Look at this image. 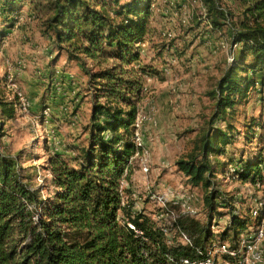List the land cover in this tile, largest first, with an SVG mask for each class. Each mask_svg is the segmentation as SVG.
<instances>
[{
    "label": "trees",
    "instance_id": "obj_1",
    "mask_svg": "<svg viewBox=\"0 0 264 264\" xmlns=\"http://www.w3.org/2000/svg\"><path fill=\"white\" fill-rule=\"evenodd\" d=\"M200 1L210 29L220 31L223 24H230L235 44L232 61L207 92L209 115L203 116L190 150L175 163L187 183L204 188L207 217L201 223L187 211L178 214L171 226L161 227L134 210L130 190L136 158L142 155L135 142V119L145 77L158 76L149 64L140 63L138 48L151 35L152 0H0V38L18 21L23 3L28 4L55 52L48 63L51 78L61 56L82 70L85 59L95 66L114 60L87 72L93 90L87 143L73 163L57 153L48 157L52 195H40L31 174L24 173L19 155L0 152V264H178L184 258L204 259L213 244L228 239L231 247L236 246L252 221L249 214H238L232 197L215 187L211 156L224 153L229 143L236 105L250 89L264 86L256 78L264 72V0H240L239 16L232 22L222 0ZM188 2L192 24L198 27L203 22L207 27L200 7ZM2 83L3 76L0 133L2 124L16 113ZM218 121L225 126H217ZM248 126L244 138L251 142L259 125ZM263 162L257 152L219 170L227 175L229 165H235L237 181L262 184ZM222 208L229 219L224 229L214 231ZM166 231L173 232L170 239ZM182 233L190 242L180 240Z\"/></svg>",
    "mask_w": 264,
    "mask_h": 264
},
{
    "label": "rangeland",
    "instance_id": "obj_2",
    "mask_svg": "<svg viewBox=\"0 0 264 264\" xmlns=\"http://www.w3.org/2000/svg\"><path fill=\"white\" fill-rule=\"evenodd\" d=\"M188 1L181 0L175 6L162 2V12L152 15L149 24L151 35L144 41V52L140 54V63L149 64L158 76L145 77L144 97L139 102L137 114L141 121L138 132L142 155L136 158L137 168L132 175L130 190L134 210L142 211L161 227L171 226L178 214L187 211L201 223L206 221L207 208L202 202L197 204L192 200L190 209H186V194L193 193L202 198L204 188L187 183L175 163L190 150L202 127L203 116L205 113L209 115L211 100L207 92L214 87L228 63L224 51L211 52L206 38L212 42L223 38L228 43L232 38L230 24L225 23L220 31H215L204 27L203 22L198 27L192 24V20L182 22L183 6L191 9ZM222 2L232 13L230 21H235L240 13V0ZM194 10L197 11V7ZM21 12L24 13L20 21L23 24H18L16 31L11 33V39L0 46V77L4 74L6 58L13 63L20 61L15 73L16 82L30 106L25 113L16 111L13 119L2 124L0 152L19 155L24 173L31 174L35 187L46 198L55 190L48 157L57 153L73 163L77 151L87 143L93 94L87 72L109 66L114 60L95 66L93 61L85 59V69L82 70L61 56L51 78L48 63L55 52L41 34L34 14ZM164 30L172 34L167 40L162 36ZM161 47L166 49L159 50ZM171 58L174 62L169 61ZM28 77L35 80L29 82ZM256 78L259 83H264V72L258 73ZM4 93L5 97L13 96L9 89ZM45 106L50 108L46 118L41 115ZM254 122L259 127L255 128L254 136L248 142L244 136L249 135L248 125ZM232 123L234 129L224 153L211 156L216 168L213 180L215 187L227 197H232L238 214L247 217L248 195L251 192L264 194V188L227 178L219 168L228 162L237 163L240 158H252L257 152L264 157V97L260 96L257 88L250 89L247 97L236 105ZM216 125L225 126L220 121ZM143 159L147 160L146 169ZM219 212L222 213L220 218H216L219 227L213 226L214 231L224 229L229 219L226 209ZM165 233L168 239L172 237L173 232ZM180 240L183 242L181 236Z\"/></svg>",
    "mask_w": 264,
    "mask_h": 264
},
{
    "label": "built area",
    "instance_id": "obj_3",
    "mask_svg": "<svg viewBox=\"0 0 264 264\" xmlns=\"http://www.w3.org/2000/svg\"><path fill=\"white\" fill-rule=\"evenodd\" d=\"M163 3H168L169 5L175 6L179 4L181 0H152L150 7L152 13L162 12L161 5ZM191 2L200 7V13L202 14V18L204 19V23L208 24V21L205 19V9L201 5L200 0H191ZM167 4V5H168ZM183 15L182 22H188L190 18V9H187L185 5L183 6ZM186 8V9H185ZM165 13V12H164ZM176 14V13H175ZM23 17L21 15L17 16V20L21 21ZM210 27V25H207ZM162 36L167 40L172 34L169 31H162ZM206 45L212 50V52H216L218 50H222L225 52L227 62H231L233 59V50L235 48V44L226 42L223 38H220L217 42H212L209 37L206 38ZM145 43L140 42L138 44L139 54L144 52ZM170 62H174V59H169ZM139 64V63H138ZM4 74H3V89H9L12 91L13 96L6 95V100L9 101L15 111H19L20 113H25L29 108V101L25 97L24 93L19 89V86L16 82L15 73L20 67V61L13 63L10 59L6 58L4 60ZM166 71L167 68H164ZM38 73H40L38 71ZM257 89L259 91L260 96L264 97V86L257 85ZM145 90V87H144ZM49 106H45L41 115L46 118L48 116ZM140 119L138 116L135 119V142L137 145L141 146V137L138 132V127L140 123ZM142 164H144V169H146L145 164H147V160L143 159ZM236 169L235 165H229L228 174L226 177H230L231 179L237 180L236 175L234 174V170ZM261 173L264 177V162L261 165ZM255 188L263 187L264 181L262 184L257 183L256 185H252ZM196 202L200 204L202 202L201 197H196L193 193L186 194V209H190L189 202ZM249 201V216L252 220V223L247 226V228L240 234L238 242L236 246L231 247L228 241H223L219 244H213L210 250L208 251V257L204 259H191L184 258L178 264H264V194L255 195L253 192L248 195ZM259 216L261 219L258 220ZM213 226L219 227L218 224H214ZM212 226V227H213ZM181 239L183 242H190L189 238L182 233Z\"/></svg>",
    "mask_w": 264,
    "mask_h": 264
},
{
    "label": "crops",
    "instance_id": "obj_4",
    "mask_svg": "<svg viewBox=\"0 0 264 264\" xmlns=\"http://www.w3.org/2000/svg\"><path fill=\"white\" fill-rule=\"evenodd\" d=\"M29 6H28V4L27 3H23V6H22V8H21V10L22 11H26L27 13L28 12H30L29 11ZM26 13V14H27ZM25 14V15H26ZM20 15L22 16V17H24L23 15H24V13H22L21 11H20ZM23 24L22 22H20V21H17L15 24H14V26L12 27V28H10L9 30H7V35L5 36V37H3V38H0V46L1 45H3V43H6V42H8L7 40H9V39H11V33H14L15 31H16V29H15V27L16 26H18V24ZM20 24V25H21ZM0 27H1V25H0ZM20 29H22V28H20ZM172 48V46L171 47H169V51H170V49ZM212 52V51H211ZM213 53V52H212ZM196 56H198V55H196ZM168 60V59H167ZM33 61V59L31 60V62ZM142 63V62H141ZM56 67V66H55ZM28 80H29V82H33V80H35V79H31L30 77H28ZM44 96V95H43ZM147 99V98H146Z\"/></svg>",
    "mask_w": 264,
    "mask_h": 264
}]
</instances>
